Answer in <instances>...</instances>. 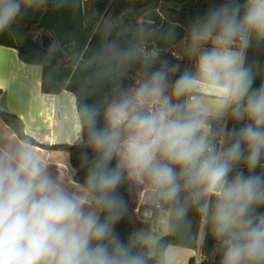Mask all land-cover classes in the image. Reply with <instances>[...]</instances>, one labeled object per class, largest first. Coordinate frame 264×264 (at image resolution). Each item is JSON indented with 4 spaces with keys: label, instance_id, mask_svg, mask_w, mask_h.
<instances>
[{
    "label": "clouds",
    "instance_id": "obj_1",
    "mask_svg": "<svg viewBox=\"0 0 264 264\" xmlns=\"http://www.w3.org/2000/svg\"><path fill=\"white\" fill-rule=\"evenodd\" d=\"M46 2L0 0V32ZM208 3L188 28V67L161 62L103 109L78 107L91 158L77 189L29 147L0 151V264H147L116 230L125 180L148 183L180 217L183 194L209 218L219 264H264V66L248 60L264 48V0Z\"/></svg>",
    "mask_w": 264,
    "mask_h": 264
},
{
    "label": "trees",
    "instance_id": "obj_2",
    "mask_svg": "<svg viewBox=\"0 0 264 264\" xmlns=\"http://www.w3.org/2000/svg\"><path fill=\"white\" fill-rule=\"evenodd\" d=\"M208 7V0H60L59 3L47 0L41 15L33 18L27 13L8 29L16 36L14 46L22 61L60 72L61 86L75 96L81 122L80 105L96 104L103 109L119 90L133 86L134 79L145 75L150 66L167 62L179 64L181 71L188 67V56L176 58L172 53L186 39L193 18L202 16ZM58 50L63 62L56 54ZM250 51L264 53V48ZM0 117L21 141L68 152L73 179L83 184L87 173L83 156L87 152L91 158L85 144L86 132L81 144L45 146L24 134L23 124L17 117L2 111ZM227 124L231 127V121ZM142 189L143 185L129 180L118 189L125 202L122 218L116 225L122 240H135L145 253L147 264H165L169 246L197 249L198 234L205 220L201 244L205 260L200 264H219L209 218L199 214L183 199V194L181 203L188 207L183 217L176 215L173 202L162 204L169 214L168 233L157 241L151 257L148 247L137 241L136 234L152 229L159 209L155 204L138 206ZM144 212L151 215L147 217ZM189 264L195 262L191 260Z\"/></svg>",
    "mask_w": 264,
    "mask_h": 264
},
{
    "label": "crops",
    "instance_id": "obj_3",
    "mask_svg": "<svg viewBox=\"0 0 264 264\" xmlns=\"http://www.w3.org/2000/svg\"><path fill=\"white\" fill-rule=\"evenodd\" d=\"M45 7L46 4L42 9H29L27 13L33 18L37 17L44 12ZM16 43V36L10 29L0 32V111L17 117L23 124L24 134L38 144H81L82 126L76 110L75 96L61 86L60 72L56 68L22 61L14 46ZM175 49L181 50L180 54H175L178 58L188 56L187 40L181 41ZM248 60L264 66V53L251 52L249 49ZM259 82L258 77L256 84ZM201 107L211 127L218 128L225 123L224 119L216 115L214 98L210 93L203 96ZM17 146L29 147L37 153L49 174L69 190L80 186L73 179L74 170L70 166L68 152L44 149L21 141L0 117V151H11ZM142 185L138 206H150L151 204L145 203L144 194L152 188L146 182ZM161 202L165 204L164 201ZM168 217V211L161 206L152 229L136 234L137 241L148 247L151 257L154 256L157 241L168 233ZM156 228L160 232H157ZM204 231L205 220L200 228L195 250L169 246L165 253V264H189L191 260L195 264L203 262L205 257L201 252V244Z\"/></svg>",
    "mask_w": 264,
    "mask_h": 264
},
{
    "label": "rangeland",
    "instance_id": "obj_4",
    "mask_svg": "<svg viewBox=\"0 0 264 264\" xmlns=\"http://www.w3.org/2000/svg\"><path fill=\"white\" fill-rule=\"evenodd\" d=\"M175 54H180V52H181V50H179V49H175ZM154 54L152 53V56H153ZM144 76L145 75H138L135 79H134V85L139 81V80H141V79H143L144 78ZM136 183L138 184V185H142V183L143 182H138V181H136ZM144 197H145V203H147V204H156L158 201H164V203H167L168 201L167 200H164V199H162V198H160L157 194H155V193H153V190H148L147 192H145V194H144ZM157 232H160V230L158 229V228H156L155 229ZM158 234H160V233H158ZM152 254H153V250H152Z\"/></svg>",
    "mask_w": 264,
    "mask_h": 264
},
{
    "label": "built area",
    "instance_id": "obj_5",
    "mask_svg": "<svg viewBox=\"0 0 264 264\" xmlns=\"http://www.w3.org/2000/svg\"><path fill=\"white\" fill-rule=\"evenodd\" d=\"M172 55H173L174 57L178 58V56L175 55V53H172ZM161 206H162V202H161V201H158V202L155 204V207H156L157 209H159ZM150 215H151L150 213L145 214V216H147V217H149Z\"/></svg>",
    "mask_w": 264,
    "mask_h": 264
},
{
    "label": "water",
    "instance_id": "obj_6",
    "mask_svg": "<svg viewBox=\"0 0 264 264\" xmlns=\"http://www.w3.org/2000/svg\"><path fill=\"white\" fill-rule=\"evenodd\" d=\"M56 54L58 55V57L60 58V60L63 62V55L62 53L58 50V52H56Z\"/></svg>",
    "mask_w": 264,
    "mask_h": 264
}]
</instances>
